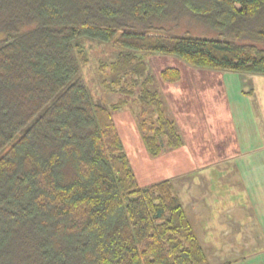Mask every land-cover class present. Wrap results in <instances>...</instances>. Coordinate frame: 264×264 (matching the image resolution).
I'll list each match as a JSON object with an SVG mask.
<instances>
[{
	"label": "trees",
	"instance_id": "16d2710c",
	"mask_svg": "<svg viewBox=\"0 0 264 264\" xmlns=\"http://www.w3.org/2000/svg\"><path fill=\"white\" fill-rule=\"evenodd\" d=\"M184 16L252 43L155 32ZM82 39L120 47L116 84L122 52L264 75V0H0V264H210L175 187L140 185ZM141 99L157 115L149 152L182 145L159 94Z\"/></svg>",
	"mask_w": 264,
	"mask_h": 264
},
{
	"label": "rangeland",
	"instance_id": "374dc122",
	"mask_svg": "<svg viewBox=\"0 0 264 264\" xmlns=\"http://www.w3.org/2000/svg\"><path fill=\"white\" fill-rule=\"evenodd\" d=\"M157 27L155 32L158 34L230 40L240 44L252 43L247 40L231 39L228 35L213 30L197 18L190 16L170 20ZM79 43L85 55L82 67L84 79L95 96L105 100L109 105L117 106L112 113L114 122L140 185L151 187L167 181L175 187L177 196L187 212L210 264H255L260 256L258 252H255L264 249V229L258 231L257 235H260L258 244L261 246L255 248L252 246L253 240L245 245L242 244L243 241L239 237L243 232L233 231V228L227 230V223L224 222V220L228 222L233 217L236 221L252 217V214L245 217L237 216L241 206H246L247 209L254 207L258 209L261 206L257 205L258 199L253 198L252 185H254L255 174L252 175L251 170H249L252 176H250L251 184L246 183V187H249L246 191L237 183L228 181V177L234 176L236 171L235 163L229 162L238 160L234 156L236 151L233 148L236 142L233 135L237 126L233 123L235 119L231 118L228 112L224 94L216 93V90L220 89L218 86L224 79L241 78L245 84L244 88L248 92L253 91V97L248 100L251 107L249 109L251 112L254 109L258 117L256 128L264 129V75L229 71L224 77V71L197 68L176 55L129 52V57L126 58V53L122 52L119 64L124 70L119 74L121 81L116 84L113 82V77L116 75L113 65L119 58L118 53L122 51L120 47L114 41L105 43L82 39ZM258 47H262V44H258ZM168 68H178L180 78L175 81L165 80L162 72ZM191 79L198 82L205 81L207 86L197 87V90L209 91L208 97H201L208 128L198 126V120L194 119V132L202 131L200 134L204 135L208 129L210 131L208 135L213 140L198 145L197 148L190 146L192 129L189 114L195 113L199 117L200 113L197 111L196 98H190L192 87H189V90L185 89L189 86ZM145 88L159 94L166 116L174 121L183 141L182 145L173 147L166 137L161 136L159 138L161 152L158 155L151 154L144 141V136L154 134L152 130L154 131L157 120L154 106L141 99ZM181 89L183 93L179 95L178 92ZM231 102L235 108L236 106L238 108V101L232 96ZM184 105H186L184 111L187 113L185 118L182 113H179ZM235 110H237L235 115L238 120V109ZM250 114L246 116L253 124L255 119L254 116L251 119ZM256 131L259 132V130ZM219 146H230V149L220 153L209 150ZM178 151L184 153L181 154ZM3 153L4 151L0 153V156ZM221 160L226 163H224L225 166ZM242 192L251 200L247 197L244 199ZM235 236V242L230 241Z\"/></svg>",
	"mask_w": 264,
	"mask_h": 264
},
{
	"label": "crops",
	"instance_id": "0c3cea01",
	"mask_svg": "<svg viewBox=\"0 0 264 264\" xmlns=\"http://www.w3.org/2000/svg\"><path fill=\"white\" fill-rule=\"evenodd\" d=\"M228 72L229 71H224L225 73L224 77L226 76ZM204 85H206L205 81L198 82L196 80L191 79L189 86L187 88L184 87L186 90H189V87L190 88L192 87L190 89V98L191 97L196 98V103L198 104L197 111H199L200 113L199 117L195 113L189 114V117L191 118L190 126L192 129L191 131L192 139L190 140L191 148H194V147L197 148L198 145L200 146L203 143L206 144L208 141L211 142L213 140V138L211 140L210 136L208 135L210 132L208 129H206V134L204 135L200 134L202 133V131L194 132V129H195L194 119L198 120L197 122L198 126L207 127V124L205 121V114H204V110L202 107L201 97L203 98H205V96L208 97L209 91L208 90H202V91L197 90V87L200 88V87H203ZM244 85H245L244 81L241 80V78L240 79L233 78L230 80L224 79L222 80V82H220L218 86L220 89L216 90V93L224 94L227 105H228V112L232 116L231 118L235 119L236 122L234 121L233 123L237 126L236 130L234 131V135H233L236 141L233 144L234 145L233 148H234V151H236L234 156H236L238 160L235 159V161L229 162V163H233V162L235 163L236 171H235L234 176L230 175L228 177V181L232 183H237L239 187H241L242 189L246 191V189H249V187L248 188L246 187V183L251 184V177H252L251 174L252 175L255 174V178L253 179L254 185H252V190L254 191L253 198L258 199L257 205L261 207L258 209H256V207H254L253 209H247L246 206L240 205L241 207H239L240 209L237 212V216L244 215L245 217V216H249L250 214H252V217H250L249 219H243L242 221L241 220L236 221V218L233 217L229 219L228 222H226V220H224V222L227 223V226H226L227 230L233 228V231L238 230L241 233L243 232V234L242 235L240 234V237H239V239L243 241L242 244L245 245L247 242H250L253 240L255 243L253 242L252 246H254L255 248H260L261 245L258 244V240H259L258 237H260V235H257V234H258V231H260L259 229H264V208H262V206H264V129L256 128L258 125V120H257L258 117H256V113L254 109H253V112H251V109H249L251 107H250L249 100H248L253 97L252 96L253 91L248 92V90L244 88ZM178 93L179 95H182L183 93L182 89ZM231 96L234 100L238 101L237 102L238 108L237 106L236 108L233 106L231 102ZM188 107L190 106L188 105ZM185 108H186V105H184V108L179 111L180 114L182 113L184 118L187 116V113L184 111ZM212 109H215V108L212 107ZM235 109H238V120L235 115L237 114V110ZM246 114H250L251 119H253L252 116H254L255 120H253V124L247 119ZM251 128H254V129L252 130ZM256 130H259V132H257ZM252 136L254 137L253 139L251 138ZM204 137H206V139H204ZM214 149L210 148L209 150H213L216 152L218 151L220 153L224 150L228 151L230 149V146H222V147L219 146V148L215 147ZM178 152L181 154L184 153L181 151H178ZM221 163L224 164L225 162L221 160ZM185 164L187 166L186 162ZM249 170L252 171L251 174H249ZM242 193L244 194L243 195L244 199H246L247 197L249 200H251V198L248 195H246L244 192ZM235 240H236V236L230 241L235 242ZM259 250L255 252V253L258 252L260 254L255 264H264V249L260 251Z\"/></svg>",
	"mask_w": 264,
	"mask_h": 264
}]
</instances>
